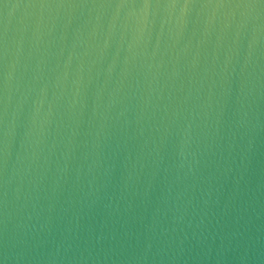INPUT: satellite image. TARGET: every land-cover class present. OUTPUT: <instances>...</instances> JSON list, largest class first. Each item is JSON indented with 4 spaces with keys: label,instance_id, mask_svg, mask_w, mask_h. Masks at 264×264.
<instances>
[{
    "label": "water",
    "instance_id": "obj_1",
    "mask_svg": "<svg viewBox=\"0 0 264 264\" xmlns=\"http://www.w3.org/2000/svg\"><path fill=\"white\" fill-rule=\"evenodd\" d=\"M0 264H264V0H0Z\"/></svg>",
    "mask_w": 264,
    "mask_h": 264
}]
</instances>
